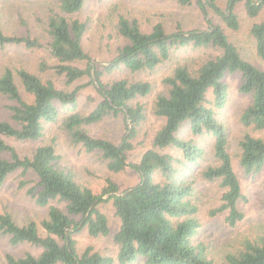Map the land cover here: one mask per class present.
<instances>
[{
	"label": "trees",
	"instance_id": "trees-1",
	"mask_svg": "<svg viewBox=\"0 0 264 264\" xmlns=\"http://www.w3.org/2000/svg\"><path fill=\"white\" fill-rule=\"evenodd\" d=\"M180 6L196 1L207 21V29L166 32L161 23L150 30L142 29L136 18L119 15L116 34L121 39L111 59L102 64L91 62L83 46L87 20L79 13L86 0H57V10L45 19L46 46L54 64H39L41 72L51 71L63 86L51 77H42L25 67L0 71V97L13 101L4 108L7 118H0V186L9 175L31 171L36 176L26 192L35 205L45 207L46 214L17 222L8 210L0 211V234L8 236L11 246L30 244L38 252L21 256L5 255L6 264H264V237L246 239L235 251L225 254L224 262L206 255L202 244H195L200 223L198 208L189 196L193 191L194 166L202 158L203 148L182 136L188 124L191 134L213 138L215 165H208L200 176L218 182L222 189L221 204L211 211L226 212L225 222L233 227L244 218L240 202H247L228 151V129L220 119V110L229 99L226 76L239 73L238 92L247 97L239 120L245 128L264 129V69L245 59L229 39L221 23L210 18L218 15L224 25L237 31L240 27L235 5L243 2L249 18L260 16L264 0H228L223 11L218 0H175ZM254 48L264 58V18L250 26ZM42 47L30 31L5 32L0 23V48ZM210 50L206 57L190 64L177 65L162 79L163 90L153 100L150 112L162 123L156 130L152 147L141 154L138 162L127 160L134 146L138 127L147 118L146 107L139 102L152 90V83L130 79L127 75L107 79L118 70L130 73L151 71L168 60L173 50L188 47ZM85 63L78 66L77 63ZM89 78L100 96L87 112L77 110L81 86L68 88ZM62 109L67 113L60 117ZM123 114L126 130L121 140L91 135L87 127L106 116ZM59 123L65 136L86 152H100L107 171L118 173L127 167L140 176L137 184L122 191L111 178L99 192L80 182L73 171L60 164L54 142L41 143L31 155H22L2 137L21 141H39L45 128ZM239 165L245 175H255L264 166V140L245 133L239 140ZM21 180L19 186L27 185ZM56 201V204H51ZM111 202L119 218L118 229L111 234L100 204ZM85 231L91 238L108 237L115 253H106L87 245L79 248L76 234Z\"/></svg>",
	"mask_w": 264,
	"mask_h": 264
},
{
	"label": "rangeland",
	"instance_id": "rangeland-1",
	"mask_svg": "<svg viewBox=\"0 0 264 264\" xmlns=\"http://www.w3.org/2000/svg\"><path fill=\"white\" fill-rule=\"evenodd\" d=\"M228 0H218L220 8L224 11ZM57 0H0V23L6 32L24 33L30 31L40 39L42 47L27 49L22 46H5L0 48V71L5 67L16 69L25 67L31 72L51 79L60 87L64 84L58 76L51 71L41 72L39 64H54V59L49 54L46 46V24L48 13L57 10ZM235 12L239 17L240 27L237 31L228 29L222 19L213 12L210 18L222 24L229 39L237 46L240 54L253 64L264 69V58L257 56L254 48V39L250 34V26L255 21L264 18V8L257 18H249L244 12L243 2L235 5ZM119 15L130 19L136 18L142 29L150 30L155 23H161L166 32L172 33L178 30L207 29L208 24L202 15L196 1L191 5L180 6L175 0H86V4L79 13L81 20H87L88 29L83 37V46L88 52L91 62L102 64L113 57L115 49L122 41L116 34V24ZM210 50L192 49L190 46L173 50L170 57L155 69L145 72L130 73L128 70H118L108 77L118 78L127 75L130 79H141L152 83L149 94L139 99L146 107L147 118L138 127L137 135L133 138L134 148L127 151V160L131 163L138 162L141 154L147 148L152 147V140L156 130L162 123V119L155 117L151 112L153 100L158 92L163 90L162 79L169 75L177 65L190 64L198 58L206 57ZM78 66L85 63L78 62ZM239 73L226 76L230 86L229 99L223 109L220 110V119L228 129V151L232 156L234 170L239 178L242 192L247 197V202H240L239 209L244 213V218L231 227L225 222L226 212L211 214V211L221 204L222 189L218 182H209L200 176V171L208 165H215L213 156V138L208 135H193L188 124L181 128L182 136L192 139L203 148V156L194 166V188L189 196L192 203L197 205V217L200 227L194 236V243L203 245L208 257L217 261H223L226 253L235 251L240 243L246 239H258L264 237V166L255 175H245L239 165L240 138L249 133L264 140V129L254 130L245 128L239 115L247 104V97L237 90ZM89 78H83L68 88L81 86L78 91L77 110L90 111L100 100V96L94 85L89 83ZM13 104V101L0 97V118H7L8 112L5 106ZM62 109L60 117L66 114ZM126 120L123 114L106 116L98 123L87 127L88 132L95 136L109 139L118 143L126 130ZM8 144L14 146L22 155H31L36 146L41 143L54 142L57 153L61 156L60 164L73 171L76 178L88 185L94 192H99L105 184L106 178H111L122 191L137 184L140 180L139 173L127 167L118 173L107 171L105 163L100 157V152H86L79 145L72 144L61 130L59 123L49 124L44 135L39 141H21L14 138L2 137ZM21 180H26L27 185L19 186ZM36 181L33 172L25 175L15 172L0 186V211H10L17 222L22 223L30 218H40L46 214L45 207L35 205L26 189ZM51 204H56L52 201ZM100 209L106 215L111 234L119 227V218L114 213L111 202L100 204ZM79 248L93 245L95 249L106 253H115V246L108 237L91 238L85 231L76 234ZM25 252L37 253L38 249L27 243L11 246L8 236L0 234V264H6L7 253L21 256ZM131 264H143L141 259Z\"/></svg>",
	"mask_w": 264,
	"mask_h": 264
}]
</instances>
